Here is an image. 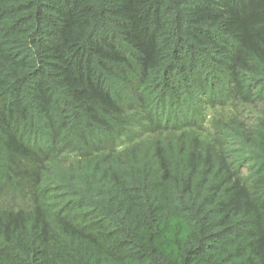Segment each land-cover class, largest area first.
I'll return each instance as SVG.
<instances>
[{"label": "trees", "instance_id": "1", "mask_svg": "<svg viewBox=\"0 0 264 264\" xmlns=\"http://www.w3.org/2000/svg\"><path fill=\"white\" fill-rule=\"evenodd\" d=\"M0 264H264V0H0Z\"/></svg>", "mask_w": 264, "mask_h": 264}, {"label": "rangeland", "instance_id": "2", "mask_svg": "<svg viewBox=\"0 0 264 264\" xmlns=\"http://www.w3.org/2000/svg\"><path fill=\"white\" fill-rule=\"evenodd\" d=\"M214 109H219L220 112L222 113V116L227 114V112L221 110L220 108H214ZM212 108H208L207 109V120L206 123H210L211 119L213 117V115L211 113H213L212 111L214 110ZM140 110H134L132 111V113L130 114V116L128 117V123H129V131H130V135H131V139L137 137L138 135H141L143 133H147L149 128H150V124L148 122V120H144L142 117H140L139 113ZM238 114L237 115H242L240 121H243L244 123H251L254 121V118L252 116V114L249 112V108H238ZM204 127V126H203ZM124 142V139L120 140V145L121 143ZM8 201L7 204H9L10 206L13 204H16V200H6ZM17 203L18 200H17Z\"/></svg>", "mask_w": 264, "mask_h": 264}]
</instances>
